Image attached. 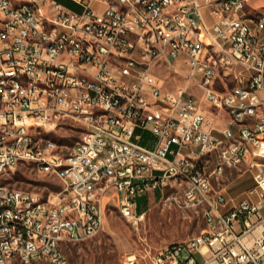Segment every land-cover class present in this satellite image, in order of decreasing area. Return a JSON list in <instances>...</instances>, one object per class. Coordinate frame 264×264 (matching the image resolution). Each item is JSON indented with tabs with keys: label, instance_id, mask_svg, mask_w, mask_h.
I'll return each instance as SVG.
<instances>
[{
	"label": "built area",
	"instance_id": "2783aa9c",
	"mask_svg": "<svg viewBox=\"0 0 264 264\" xmlns=\"http://www.w3.org/2000/svg\"><path fill=\"white\" fill-rule=\"evenodd\" d=\"M71 1L78 7L0 0V172L33 161L63 180L44 194L0 179V264H66L65 245L99 232L112 200L138 226L137 197L166 185L182 186L207 226L160 248L152 264H197L203 247L220 264H264V161L249 164L255 199L223 209L228 196L215 186L263 148L264 6L249 14L250 0ZM202 37H216L225 56ZM232 62L246 81L222 91L220 64ZM165 68L185 82L167 86ZM198 90L229 113L221 128ZM62 127L81 132L71 146L49 140Z\"/></svg>",
	"mask_w": 264,
	"mask_h": 264
},
{
	"label": "rangeland",
	"instance_id": "374dc122",
	"mask_svg": "<svg viewBox=\"0 0 264 264\" xmlns=\"http://www.w3.org/2000/svg\"><path fill=\"white\" fill-rule=\"evenodd\" d=\"M22 2L23 0H16ZM70 6L78 7L71 0H60ZM264 0H253L254 4ZM99 7L100 4H95ZM206 12V9L204 10ZM206 43L213 47V41L204 37ZM212 41V43H211ZM242 65L237 62L221 63L217 78V87L222 91L229 90L239 83L245 72ZM161 76L169 87L185 82L184 75L173 68H165ZM244 82L245 78L242 79ZM197 99L203 108L213 117L217 127L229 120V113L222 108L214 106L205 99L201 90L197 91ZM81 132L77 128L62 127L52 130L49 139L71 146L79 138ZM257 159L264 161L263 148L259 150ZM261 158H260V157ZM242 168H227V175L223 184L228 191H235L237 195L243 188L235 190L237 185L231 183L232 178L242 172ZM2 182L11 186L29 189L48 194L51 191L62 189V178L52 169L40 166L33 161H21L0 172ZM217 184L215 186H221ZM232 186V187H231ZM183 187L180 185H166L163 189L146 193L137 197V211L144 208L143 217L139 225H134L131 220L122 215L118 204L112 200L106 208L104 224L96 234L80 241L69 242L65 245L67 256L66 264H127V257L136 254V264H152L151 255L166 244L185 239L199 233L204 225L205 218L201 205L187 204L183 197ZM8 264H54L47 259L37 260L15 259Z\"/></svg>",
	"mask_w": 264,
	"mask_h": 264
},
{
	"label": "crops",
	"instance_id": "0c3cea01",
	"mask_svg": "<svg viewBox=\"0 0 264 264\" xmlns=\"http://www.w3.org/2000/svg\"><path fill=\"white\" fill-rule=\"evenodd\" d=\"M263 6H264V1L262 3L254 4L253 0H250L249 4L247 6V12L249 14H255ZM226 123H227V120H225L223 122L222 126H224ZM222 126H220L219 128H221ZM257 157H258L257 155L253 156L252 154H250L247 157L246 161L244 162V163H246L245 168L242 170V172L238 173L237 175H235L232 178L231 183H233V185H235V186L237 185L235 190H238V189L244 187V189H242L240 192H238L237 195H233V192H235V191L234 190L233 191H228L226 185L223 184L224 178L227 175V170H226V173H225V175L223 177V182H222L223 185H221V186H224V190L226 192V195L228 196L229 201H228V204L222 206L223 209H227V208L232 207L233 205H235L240 200H242V199H244L246 197H251V198H254V199L256 198V195L250 196L248 194L247 190L253 184V182H254V173L257 170L256 166H250L249 164H250V161L252 159H254V158L256 160H259V159H257ZM240 168H242V166ZM146 208H147V206H146ZM146 208H144L143 211L146 210ZM206 226H207V222L205 220V225H204L203 229ZM194 254H195L196 259H197V264H220V262L212 256L211 251H210V249L208 247H203L202 249H197V250L194 251ZM183 264H190V263L189 262H184Z\"/></svg>",
	"mask_w": 264,
	"mask_h": 264
},
{
	"label": "bare ground",
	"instance_id": "6f19581e",
	"mask_svg": "<svg viewBox=\"0 0 264 264\" xmlns=\"http://www.w3.org/2000/svg\"><path fill=\"white\" fill-rule=\"evenodd\" d=\"M213 41L214 46H209L204 37H202V44L205 45V50L213 51L216 56H225V47L218 45L216 37H209ZM211 41V43H212ZM233 99H240V92H233ZM238 123H245V116H238ZM50 141H53L49 139Z\"/></svg>",
	"mask_w": 264,
	"mask_h": 264
},
{
	"label": "trees",
	"instance_id": "16d2710c",
	"mask_svg": "<svg viewBox=\"0 0 264 264\" xmlns=\"http://www.w3.org/2000/svg\"><path fill=\"white\" fill-rule=\"evenodd\" d=\"M141 213L143 212V210L140 211Z\"/></svg>",
	"mask_w": 264,
	"mask_h": 264
}]
</instances>
